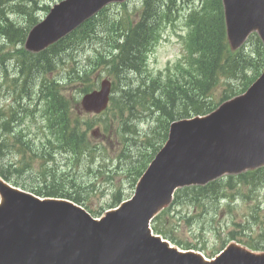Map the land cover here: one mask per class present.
<instances>
[{
  "label": "water",
  "instance_id": "water-1",
  "mask_svg": "<svg viewBox=\"0 0 264 264\" xmlns=\"http://www.w3.org/2000/svg\"><path fill=\"white\" fill-rule=\"evenodd\" d=\"M78 3L67 0L56 6L35 27L30 44L53 39L73 15L84 12ZM224 3L233 44L252 29L264 40V0ZM225 105L218 113L178 124L159 154L174 170L169 176L173 182L185 180L184 173L200 174L230 164L238 168L256 160L254 152L264 150V74L246 94ZM86 106L100 109L104 102ZM0 187L6 198L0 207V264H255V256L237 254L241 250L233 245L216 260L205 262L196 256L183 258L186 255L181 257L152 237L146 218L161 201L159 189L154 195L139 189L130 201L96 221L62 201L28 215L32 199ZM257 257L264 262V255Z\"/></svg>",
  "mask_w": 264,
  "mask_h": 264
},
{
  "label": "rangeland",
  "instance_id": "rangeland-1",
  "mask_svg": "<svg viewBox=\"0 0 264 264\" xmlns=\"http://www.w3.org/2000/svg\"><path fill=\"white\" fill-rule=\"evenodd\" d=\"M37 0V5L42 4H49L50 6L53 5L55 2L59 0ZM165 0H159L160 4ZM169 4H173L177 7V11H174L173 15L169 19V21H165L162 26V34L159 35V39H155L152 42L151 49L148 52V71L152 73H156L158 70L163 71L164 76L167 75L166 68L169 67L171 71H176L177 68H174L175 58L177 56L176 52V45L171 44L164 40L165 38H169V30L172 29V26L175 27H182L184 17L188 12H186V7H189L193 4H198L199 0H170ZM23 5L29 3V0L21 1ZM209 5V2H208ZM36 8V6H35ZM141 8V0H129L127 1L126 5H111L106 10V17L105 18H115L119 15L122 9H127L131 12V15H134L135 9L138 11ZM192 8V7H191ZM191 8H189L191 10ZM43 9V8H42ZM42 9H35L34 13L39 17L44 16V10ZM11 18L20 24L25 23L26 16L19 12H11ZM172 14V13H171ZM105 19L99 21L101 24L98 25V30L102 34V38L99 41V44L102 46H106V36H107V28L108 24L105 23ZM153 24V23H152ZM184 27V26H183ZM10 48V46H6V49ZM90 46H85L83 50L82 45V52L78 53L80 58L85 57L89 52ZM83 55V57L81 56ZM150 57V58H149ZM171 61V65L165 67L167 61ZM86 61H84L85 63ZM248 63V62H247ZM246 63V64H247ZM179 70H183V72H188L189 66L180 67ZM138 74L135 72H130L129 76L136 80ZM251 74L249 73L248 69L241 73H239L234 79V83L239 82L237 87L244 85ZM99 81V80H98ZM96 82V84L98 83ZM77 87L68 89L67 93H74L75 95L78 94ZM220 90L215 92V96L219 95ZM5 94L4 89L0 87V104L4 105L7 102V98L4 100L3 96ZM36 101L35 98L30 102ZM83 113V112H82ZM80 111H77L76 115L80 121V127L86 129L87 134L88 131L91 129V144L99 145L107 147V154L108 157L115 158L117 155V151L123 148V145L118 142V138L114 133L117 131H123L121 134L126 132L125 130L119 129V122L118 119H114V130L113 128L109 130L108 133H103L101 130L95 128L98 127L103 129L102 125L104 124L100 119H96L94 122V126H88L87 117L84 116ZM91 118L90 116H88ZM104 117V116H103ZM102 117V118H103ZM129 119H134L136 123V136L135 138L137 141L141 140L144 137V133L149 131V128L152 127L154 123V119H150L149 117H145L143 115L138 117L130 116ZM99 125V126H98ZM154 126V125H153ZM97 129L96 136L92 135V129ZM31 131H35L34 127L31 126ZM127 134L128 141L132 138L129 133ZM89 135V134H88ZM108 137H102V136ZM135 135V134H134ZM38 143V142H37ZM39 144V143H38ZM130 146L126 152L135 153L138 148L141 146L133 145L131 142L128 143ZM114 149L115 151L113 152ZM151 152V148L149 149ZM69 166H73V170L79 169L74 165V161L67 158ZM115 160V159H114ZM125 161H121V165H119V170L115 169L112 171V179L108 183H104L98 188H95L93 191H88L84 193V198H87V204L89 208L95 212L99 211L100 213L103 212L105 208H107L112 200L111 192L114 189L115 193H119L120 195L123 193L125 197L130 196L134 191V185L132 180L133 178L130 176L129 173L124 171V169H128V167L123 163ZM103 163H105L103 161ZM37 164V163H35ZM56 167L51 166L52 168L59 169L61 172V168L63 166L62 156L59 154L56 157ZM137 165L136 162L131 163V169H133ZM50 167V168H51ZM113 166L109 165L108 168H112ZM70 171L69 174H72ZM264 172H261L260 175H263ZM59 174H57L58 176ZM22 182L29 183L31 186L40 187L41 186V179L38 174V167L36 165L33 166L32 169L24 170L21 174ZM103 179L100 178L97 181ZM43 181V180H42ZM48 183L51 185H55L54 180L50 177L47 178ZM57 182L60 181V178L57 177ZM86 183L89 181V177H86ZM253 183H245L242 182L238 183L236 179H233V182L229 186L224 185V191L226 192V196L222 198L216 208H197L195 204L189 202L188 200H183V202L176 205L174 208H171L170 211L167 212L169 215V220L166 223L169 228L172 230V235L180 240L181 242H185L188 244H192L194 246L203 247L202 253L207 256H212L214 252H217L219 249L224 247L226 244L230 242H237L241 241L243 244L251 238L255 239V235L258 231V226L264 224V177H259L258 179L252 180ZM63 185H67L66 181L62 182ZM252 213L253 216L246 221V217L250 216ZM246 225V231H243L238 226ZM258 225V226H257ZM179 247H184V244H178Z\"/></svg>",
  "mask_w": 264,
  "mask_h": 264
},
{
  "label": "trees",
  "instance_id": "trees-1",
  "mask_svg": "<svg viewBox=\"0 0 264 264\" xmlns=\"http://www.w3.org/2000/svg\"><path fill=\"white\" fill-rule=\"evenodd\" d=\"M7 0H0V20L5 22L4 24H0V32L6 34V38L11 40H21L24 36V33L22 30H20L17 26L14 25L12 21L9 22L8 16L6 14V11H4V8H2L3 5H7ZM35 2V0H34ZM216 5L219 6L220 4L218 0L215 1ZM20 4L16 3L12 7H9L10 10L13 8L21 9L22 7H18ZM31 9V8H30ZM30 9L23 7L20 11H25V13H29ZM5 12V13H4ZM145 15L152 16L153 12H146ZM7 16V17H6ZM30 16V19H34L31 14H28ZM29 21V20H28ZM216 26L215 28H210L208 26V29L205 28L199 35H198V41L199 46L205 50V68L201 73V77L197 79L196 83V89L193 90L191 94H185L180 89L177 90L176 94H173L172 96H169L165 99V103L163 105H160L158 103V106L161 107L163 110L164 115L166 116H174L176 115H187L188 111H194V112H200L203 107L206 106V104L203 102L204 97L206 94L211 90L213 86L217 84L218 77L220 74H224L225 77L233 78L238 74V70L243 68V63L245 62L244 57L240 54H229V50L226 46L225 36H224V26L222 21V16L219 13V17L216 20ZM138 26V25H137ZM136 26V27H137ZM12 32H16L17 34L13 36L12 38L11 34ZM144 33L143 24L140 25L137 29L131 31L127 37L125 44L123 46L122 52V59L125 56L130 57L132 55V45L133 43L138 40V38ZM253 47V50L255 52L254 61L252 62L254 65L261 66L262 63V52L259 50L260 45L257 42V39H254L253 44H251ZM60 50V49H59ZM53 51L49 52L48 55H55L59 51ZM246 57V56H245ZM247 57L250 60V55H247ZM38 61L41 64H47L46 61V54H42L38 57ZM176 91V90H175ZM49 99L51 98L53 102V106L51 108V111L54 115L66 118L68 116V113H71V109H69L68 104L62 103L57 104L55 101L54 96L51 94H48L47 96ZM179 98V100L177 99ZM178 102V103H177ZM207 103V101H206ZM211 106V103L209 107ZM184 110H183V109ZM186 110L187 113L185 112ZM4 130V127H3ZM9 131V130H4ZM65 134L68 135V139H73L75 136L74 129H69L68 127L65 129ZM9 136H15L18 138V135L15 133H10ZM77 144H75L76 146ZM8 143L5 142L0 136V156L4 155L5 150L8 149ZM11 147V146H10ZM79 151L82 150V146L79 147ZM1 160V159H0ZM8 170H10L11 167L14 165H7ZM4 165H0V172H4ZM6 171V170H5ZM9 172H7L8 174ZM5 174V175H7ZM46 193H54V194H63L64 192H58L54 190L47 191Z\"/></svg>",
  "mask_w": 264,
  "mask_h": 264
}]
</instances>
